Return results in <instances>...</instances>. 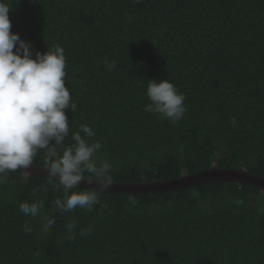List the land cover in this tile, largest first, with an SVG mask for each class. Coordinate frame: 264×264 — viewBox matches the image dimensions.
I'll return each instance as SVG.
<instances>
[{
    "label": "trees",
    "instance_id": "obj_1",
    "mask_svg": "<svg viewBox=\"0 0 264 264\" xmlns=\"http://www.w3.org/2000/svg\"><path fill=\"white\" fill-rule=\"evenodd\" d=\"M9 3L10 31L32 43L33 55L64 49L77 110H65L63 146L79 125L90 126L89 142L101 144L94 158L111 165V183L172 181L213 167L264 178V0ZM105 61L116 67L108 71ZM148 79H167L185 95L179 121L144 111ZM43 161L39 150L33 165ZM58 197L62 186L47 179L0 176V264H264V192L251 185L99 192L91 211L67 213L56 210ZM38 200L56 219L48 231L19 210Z\"/></svg>",
    "mask_w": 264,
    "mask_h": 264
},
{
    "label": "clouds",
    "instance_id": "obj_2",
    "mask_svg": "<svg viewBox=\"0 0 264 264\" xmlns=\"http://www.w3.org/2000/svg\"><path fill=\"white\" fill-rule=\"evenodd\" d=\"M139 3L140 0H135ZM9 0H0V176L9 171L28 169L39 150H44V165L48 183L62 186L63 198L54 201L58 212H70L77 207L92 210L99 203V192L106 190L112 180L111 165L107 160L97 162L94 154L101 148L99 142H89L95 132L87 124L79 125L72 134V143L64 147L69 133L65 110H77L65 85L66 57L64 49L55 44L41 53L31 51L33 45L10 31ZM112 71L115 61H105ZM144 111L159 114L172 122L179 121L186 111L183 93L167 79H148ZM235 124V119L232 120ZM81 133L84 135L82 136ZM98 184L96 189L70 191L78 188L85 173ZM47 192L48 186H40ZM43 201L22 202L19 210L26 216L40 217L44 231L56 223L55 217L42 212ZM67 239H74L76 225L67 226ZM26 233L31 228L23 225ZM92 228L80 232L90 234Z\"/></svg>",
    "mask_w": 264,
    "mask_h": 264
},
{
    "label": "water",
    "instance_id": "obj_3",
    "mask_svg": "<svg viewBox=\"0 0 264 264\" xmlns=\"http://www.w3.org/2000/svg\"><path fill=\"white\" fill-rule=\"evenodd\" d=\"M15 171L21 172L24 175H33L47 179L45 167L42 166L32 164L28 169H18ZM212 182H234L239 185L247 184L254 186L264 192L263 177L249 174L244 170L218 169L214 167L209 170L200 171L196 174L183 175L180 178L172 181L140 184L110 183L106 190L100 192L109 194L122 193L133 196L140 193H158L163 191L192 188ZM78 188L96 189L98 188V184L95 182V180H91V182H89L88 179H86L79 183Z\"/></svg>",
    "mask_w": 264,
    "mask_h": 264
}]
</instances>
